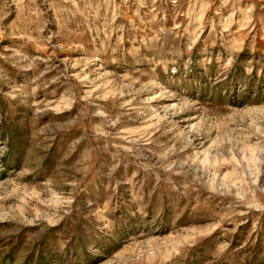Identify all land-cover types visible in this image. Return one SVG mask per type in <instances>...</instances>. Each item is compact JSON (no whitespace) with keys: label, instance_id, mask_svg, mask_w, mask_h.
<instances>
[{"label":"rangeland","instance_id":"1","mask_svg":"<svg viewBox=\"0 0 264 264\" xmlns=\"http://www.w3.org/2000/svg\"><path fill=\"white\" fill-rule=\"evenodd\" d=\"M0 264H264V0H0Z\"/></svg>","mask_w":264,"mask_h":264}]
</instances>
